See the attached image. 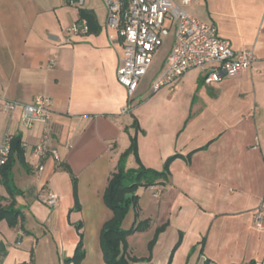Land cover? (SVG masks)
I'll return each mask as SVG.
<instances>
[{
  "label": "crops",
  "instance_id": "0c3cea01",
  "mask_svg": "<svg viewBox=\"0 0 264 264\" xmlns=\"http://www.w3.org/2000/svg\"><path fill=\"white\" fill-rule=\"evenodd\" d=\"M185 10L214 24L235 51H254L256 61L236 78L206 84V72L194 69L154 92L168 67L172 31L129 98L117 78L123 40L106 27L103 0H83L80 7L65 0H0V142L8 135L27 144L24 161L11 173L17 192L0 180V208H19L24 218L23 229L0 221V264H31L37 244L27 223L33 218L46 227L45 237L55 235L59 260L61 252L74 255L76 225L82 224V264H105L99 239L112 213L103 195L130 147L134 117L143 131L138 154L144 167L161 171L179 155L159 197L149 188L139 191L138 221L148 219L152 226L128 238L129 251L141 259L135 264H264V229L254 225L256 211L264 209V0H203ZM83 11L91 31L68 33L86 20ZM52 59L55 68L48 67ZM38 95L53 102L47 125L25 129L21 110H1L7 101L28 104ZM45 129L59 160L34 155ZM138 166L129 154L126 167ZM49 190L60 199L55 209L39 202ZM125 221L132 226L134 210ZM162 226L150 255L148 245Z\"/></svg>",
  "mask_w": 264,
  "mask_h": 264
},
{
  "label": "built area",
  "instance_id": "2783aa9c",
  "mask_svg": "<svg viewBox=\"0 0 264 264\" xmlns=\"http://www.w3.org/2000/svg\"><path fill=\"white\" fill-rule=\"evenodd\" d=\"M69 5L80 7L83 0H65ZM108 16L106 27L114 30L123 40V55L117 72L118 82L127 89L128 97L133 98L141 80L150 69L155 52L174 33V44L167 57V70L153 84V91L158 92L171 86L187 72L198 69L206 72L205 83L211 84L224 79L236 78L250 68L256 61L254 51L241 49L235 51L229 41L220 38L217 27L190 15L185 8L203 0H127L128 8L123 11L126 0H103ZM70 34H88L86 20L74 23L68 30ZM115 40V35H110ZM57 61L52 59L49 68H55ZM1 110L23 113L22 126L32 129L35 124L47 125L53 116L52 99L45 95L36 96L31 103L7 101ZM13 138L6 136L0 142V166L8 162ZM51 134L45 129L40 142L34 147V155L44 159L51 154L59 160L57 152L49 148ZM26 143H21L25 149ZM40 165L38 171L42 172ZM167 187L155 185L149 187L155 197H159ZM39 202L48 208L59 206L60 199L52 191H46L39 197ZM254 225L264 229V209L254 215ZM23 233L18 234V241Z\"/></svg>",
  "mask_w": 264,
  "mask_h": 264
},
{
  "label": "trees",
  "instance_id": "16d2710c",
  "mask_svg": "<svg viewBox=\"0 0 264 264\" xmlns=\"http://www.w3.org/2000/svg\"><path fill=\"white\" fill-rule=\"evenodd\" d=\"M128 2L124 3L123 11L127 10ZM82 17L88 19L89 13L83 11ZM89 32L91 31L90 22L87 20ZM133 128L135 130L134 135H130V147L126 151L117 166V168L110 173L106 189L103 195V201L105 206L111 211L112 217L102 227L99 239L100 250L103 255L105 264H135L141 261L135 255L129 251L128 238L136 233L147 232L152 223L150 220H139V191L142 189H148L155 185L166 186L170 178V166L172 162L179 157V155H173L169 157L164 163L161 171L148 169L144 167L139 159L138 154V134L143 132L139 126L137 119L134 117ZM21 139L13 138L11 144V153L8 162L0 166V180L7 190L13 194L17 192L14 185H11V173L14 164L24 161V149L21 148ZM129 154H133L138 163V168L128 169L126 167V160ZM73 189L74 197L76 200V207L78 209L77 202V181L73 177ZM134 210L136 221L131 227L125 229L124 222L130 212ZM5 220L12 228H16L21 225L23 229V214L19 208H0V221ZM82 224L76 225L79 241L76 245L74 255L66 260V264H82L85 258L84 250V236L81 232ZM166 229V226L157 228L154 238L148 245L149 254H152L153 248L157 242L159 235ZM180 240L175 246V249L179 246ZM29 264V263H23ZM254 264V263H251Z\"/></svg>",
  "mask_w": 264,
  "mask_h": 264
},
{
  "label": "rangeland",
  "instance_id": "374dc122",
  "mask_svg": "<svg viewBox=\"0 0 264 264\" xmlns=\"http://www.w3.org/2000/svg\"><path fill=\"white\" fill-rule=\"evenodd\" d=\"M156 62L157 60L155 61V64ZM29 220H31V223H27V226H29L32 230L31 232L35 235L34 241H36L37 244L32 250L31 264H66V260L71 257H64V252H61L62 258L60 257L59 260V256L55 253V244L52 240V237L55 235L49 233L45 237V231L47 230L46 227L39 223L35 218ZM123 227L127 229L130 225L125 221ZM134 255L138 256L136 253Z\"/></svg>",
  "mask_w": 264,
  "mask_h": 264
}]
</instances>
